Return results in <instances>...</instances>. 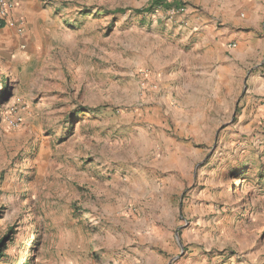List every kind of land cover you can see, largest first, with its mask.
<instances>
[{
    "label": "rangeland",
    "instance_id": "obj_1",
    "mask_svg": "<svg viewBox=\"0 0 264 264\" xmlns=\"http://www.w3.org/2000/svg\"><path fill=\"white\" fill-rule=\"evenodd\" d=\"M21 1L0 30V264H264V7L236 13L256 51L212 52L225 79L188 100L172 63L224 0Z\"/></svg>",
    "mask_w": 264,
    "mask_h": 264
},
{
    "label": "crops",
    "instance_id": "obj_2",
    "mask_svg": "<svg viewBox=\"0 0 264 264\" xmlns=\"http://www.w3.org/2000/svg\"><path fill=\"white\" fill-rule=\"evenodd\" d=\"M223 17L219 16L218 11L220 10L216 7L217 11H214L216 16L208 17L202 8L196 10L193 16L192 25L196 27L197 32L191 36L192 47L194 49L192 55L182 56L180 60L172 63L173 69L172 73H184V75L189 77V83L183 84L182 90L184 91V96H188V100L192 97L194 98V90H197V85L193 86L192 83L198 80L197 76L200 74L203 79H208L210 81H224L225 79V67L221 65H215V62L210 61L212 58V52L219 50L221 51V60L225 61L226 56L225 47L228 43L236 42L241 46L243 45L244 51L232 55V62L235 64L238 60H243L246 56H249L256 51L259 40L255 39L254 31L259 29L257 25V20L254 21L250 19L248 21H239L236 18V13L243 10L258 11L263 6L262 2L264 0H224ZM22 2L19 0L15 9L10 15V19L6 24L5 34L6 36L15 37V28L18 26L16 19L21 16L25 20V11H21ZM221 14V13H220ZM17 17V18H16ZM218 23L222 26L220 29L217 27ZM27 25V24H26ZM262 31V29H259ZM2 31V30H1ZM14 40L15 39H11ZM17 40V37H16ZM232 51V50H231ZM230 55L232 53H229ZM228 57V56H227ZM173 74L170 78H173L171 82H175V76ZM201 81V79H200ZM263 88V87H262ZM174 89V88H172ZM179 93L176 91L170 93L169 95H176ZM180 98L184 99L182 96Z\"/></svg>",
    "mask_w": 264,
    "mask_h": 264
},
{
    "label": "trees",
    "instance_id": "obj_3",
    "mask_svg": "<svg viewBox=\"0 0 264 264\" xmlns=\"http://www.w3.org/2000/svg\"><path fill=\"white\" fill-rule=\"evenodd\" d=\"M183 3L181 2V0H150V4L149 7L147 9H142V10H137L138 13H146L152 10H156V9H165V10H169L171 8H179L180 6H182ZM121 10H118L117 13H121ZM4 97V94H0V100H2ZM7 239V238H6ZM4 241L0 242V259H3L4 255L2 254L3 252V248H4Z\"/></svg>",
    "mask_w": 264,
    "mask_h": 264
},
{
    "label": "built area",
    "instance_id": "obj_4",
    "mask_svg": "<svg viewBox=\"0 0 264 264\" xmlns=\"http://www.w3.org/2000/svg\"><path fill=\"white\" fill-rule=\"evenodd\" d=\"M18 1L19 0H0V30L5 28Z\"/></svg>",
    "mask_w": 264,
    "mask_h": 264
}]
</instances>
